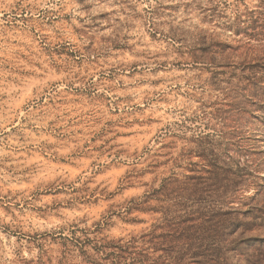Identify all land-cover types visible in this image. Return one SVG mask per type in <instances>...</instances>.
I'll list each match as a JSON object with an SVG mask.
<instances>
[{"label":"rangeland","instance_id":"rangeland-1","mask_svg":"<svg viewBox=\"0 0 264 264\" xmlns=\"http://www.w3.org/2000/svg\"><path fill=\"white\" fill-rule=\"evenodd\" d=\"M0 52V264H264V0H0Z\"/></svg>","mask_w":264,"mask_h":264},{"label":"clouds","instance_id":"clouds-1","mask_svg":"<svg viewBox=\"0 0 264 264\" xmlns=\"http://www.w3.org/2000/svg\"><path fill=\"white\" fill-rule=\"evenodd\" d=\"M0 56L4 59L0 60V76H4L5 80L14 68H18L19 65H9L8 71L4 70L5 65H8L11 57L7 56L6 52H0ZM27 95V93H25ZM35 102L38 97L32 98ZM65 112H71L70 108L56 109L46 108L42 105L36 106V110L33 111L32 107L28 108L27 118L37 128L43 131L38 135L28 140L24 145L27 148V144H32L33 148L28 149L29 152H33L35 149H39L48 156H52L55 153L57 156H62L71 159V154L79 155L81 152H90L89 148H84L86 142L90 143V138L97 135L104 125H93L88 121L84 124L78 123L76 120H72V115L79 116V113H73L65 117ZM24 113H22L23 115ZM72 123L69 124V121ZM54 122V123H53ZM87 125V126H86ZM107 138V137H106ZM103 141H98L102 143ZM51 145V148H49ZM8 153L0 152V156H7ZM95 158V157H93ZM33 163L42 164L43 157H36L35 153L32 159ZM25 165L29 163L28 160L23 161Z\"/></svg>","mask_w":264,"mask_h":264},{"label":"trees","instance_id":"trees-1","mask_svg":"<svg viewBox=\"0 0 264 264\" xmlns=\"http://www.w3.org/2000/svg\"><path fill=\"white\" fill-rule=\"evenodd\" d=\"M148 238H149V242L150 244H152L153 246H157V243L155 244V240H156V237H154V233L153 234H149L147 235ZM225 252L223 253V256L222 257H211L206 264H230L229 263V258L227 257V254L231 251V248L230 246L226 247L225 249Z\"/></svg>","mask_w":264,"mask_h":264}]
</instances>
